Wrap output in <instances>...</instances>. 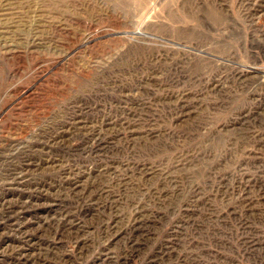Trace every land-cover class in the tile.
I'll return each instance as SVG.
<instances>
[{
	"label": "rangeland",
	"instance_id": "rangeland-1",
	"mask_svg": "<svg viewBox=\"0 0 264 264\" xmlns=\"http://www.w3.org/2000/svg\"><path fill=\"white\" fill-rule=\"evenodd\" d=\"M0 264H264V0H0Z\"/></svg>",
	"mask_w": 264,
	"mask_h": 264
}]
</instances>
